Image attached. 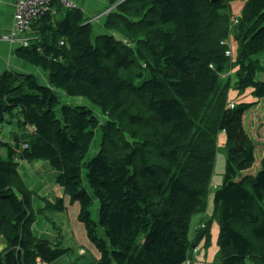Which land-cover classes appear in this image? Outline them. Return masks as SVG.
<instances>
[{
  "label": "trees",
  "instance_id": "trees-1",
  "mask_svg": "<svg viewBox=\"0 0 264 264\" xmlns=\"http://www.w3.org/2000/svg\"><path fill=\"white\" fill-rule=\"evenodd\" d=\"M234 1L126 0L108 18L113 34L97 37L80 11L57 8L32 25L36 34L18 54L47 73L49 85L17 73L0 78V236L6 243L0 264H53L69 252L32 232L31 198L18 165L39 160L56 172L69 204L79 205L77 221L99 253L95 264H196L199 244H211L213 220V264H264V158L245 174L257 162L245 116L264 103V79H258L264 64L257 58L264 53V0H242L236 26L234 90L252 89L255 101L230 108L229 83L220 76L229 64L223 41L230 20L223 12ZM141 35L150 39L148 58L128 46ZM136 64L146 78L136 84L120 77ZM56 90L87 99L108 119L103 125L84 107L60 105ZM14 120L22 133L11 146L1 133ZM97 129L98 154L85 162ZM220 133L224 175L210 191ZM210 195L211 219L189 239L192 217L205 214ZM45 202L44 209L67 210L62 198Z\"/></svg>",
  "mask_w": 264,
  "mask_h": 264
},
{
  "label": "rangeland",
  "instance_id": "rangeland-1",
  "mask_svg": "<svg viewBox=\"0 0 264 264\" xmlns=\"http://www.w3.org/2000/svg\"><path fill=\"white\" fill-rule=\"evenodd\" d=\"M120 1V0H119ZM244 1H234L232 2L228 9L223 12L229 17L230 26L226 39L223 41V45L226 47V51H230L232 57L229 58V64L220 76L223 84L229 83L230 92L227 94L228 106L231 108L233 101L235 99V86L237 83V67H236V55L238 49L237 43V22H239V17L243 16L242 8L244 7ZM243 5V6H242ZM241 15V16H240ZM239 18V19H238ZM97 37V36H96ZM116 39L121 41V38L116 36ZM150 39L141 35L137 42L132 43L130 48H132L139 55H142L145 58L150 57L151 50L148 47L147 43ZM126 43V40H124ZM262 64H264V53L257 57ZM140 65H144V62H140ZM136 64L130 71H122L118 74L121 78L126 81H133L138 84L143 78H146V71L143 70V67ZM143 73V76H137L140 73ZM148 75V74H147ZM259 80L264 79V75L258 76ZM42 78L37 80V83L41 84ZM45 86V85H43ZM237 92V91H236ZM251 89L245 91V95H242L241 101L248 103L254 101V98L250 95ZM56 95L60 101V105H69L71 107H84L85 109L92 112L93 116L104 125L105 121L108 119L107 116L103 115L100 110L91 102L85 98L79 97H69L63 94L61 91L56 90ZM241 96H237L239 99ZM234 102V103H235ZM60 108V106H58ZM118 127L123 128L122 124L119 123ZM245 129L249 136L252 139V142L255 145L256 152V167H259V162L264 158V103H260V107L254 110L247 112L245 116ZM25 129L23 128V131ZM13 131L20 130L16 127V120L9 126L8 124L3 125L1 133V141L3 143L10 144V134ZM224 134H219L217 137L216 145L217 152L215 155V164L213 168V174L211 178L210 191L215 190V186H220L222 184L223 175H224V165H225V152L223 147L225 143ZM101 142V132L97 129L94 133V138L91 144V147L85 158V162L91 160L94 156L98 154L99 145ZM119 142L123 143V138L119 139ZM1 154L3 158H7V150L5 147H1ZM18 172L22 176L27 189V192L30 194V206L29 211L33 215L34 223L32 225V232L37 238L47 239L54 243L58 241L59 247L63 249H69V252L55 261L53 264H95L93 256L98 259V252L95 247L90 243L87 238L85 228L82 224L77 221V216L79 213V205L77 203L70 205L67 203V212H56L49 209H44L45 200L54 202L56 198H63L62 189L56 184L55 176L56 172L53 171L48 163L43 160L35 161L32 163H19ZM85 169H83V181L85 180ZM83 186L91 194V191L84 181ZM209 208L204 215H194L191 220V225L188 231V238H192V229L194 226H198L199 222L202 219H211V199L210 195ZM68 201V197L65 198ZM97 203L94 201L91 208V218L96 221L97 219ZM197 229V228H196ZM211 244L208 248H204L202 245L198 247L199 255L198 257L203 258L206 255L207 264H213L217 255V246L215 239V232H218V224L215 220L211 222ZM103 231L98 230V235L103 237ZM3 239V238H2ZM5 242V241H4ZM97 255V256H96Z\"/></svg>",
  "mask_w": 264,
  "mask_h": 264
},
{
  "label": "crops",
  "instance_id": "crops-1",
  "mask_svg": "<svg viewBox=\"0 0 264 264\" xmlns=\"http://www.w3.org/2000/svg\"><path fill=\"white\" fill-rule=\"evenodd\" d=\"M17 1H19V0H0V78L3 77L7 73H17V74H21V75L23 74V75L32 76L36 80H38V79L40 80L42 78L41 84L48 86L49 83H48L47 73H45L41 68L31 65L30 63L24 61L23 59H21L19 57L18 50L20 49V41L16 40L12 36V34H13V17H14V12H15V4L17 3ZM72 1L78 6L79 11L82 13V15L84 17V21L86 23H89L92 26L95 37L96 36H103V35H107V34H113V32L107 28V21H108L109 16L115 12V8H116V5H117L119 0L115 3H113L112 0H72ZM52 16L53 15H51V17ZM35 34H36V32L31 30V33L28 35V38L31 39L32 36L34 37ZM251 92H252V89H251ZM251 92H250V95H251ZM234 93L236 96L235 99H237V100H236V102L233 101V103L234 102H235V104L244 103V101H241V99H243L242 95H245L244 94L245 92L242 95H239V96H241L239 99L237 98V96H238L237 92L235 91ZM254 101H251V102H254ZM251 102L248 101V103H251ZM24 129L25 130L23 131V133H29L30 129L28 127L24 128ZM21 133H22V131H20V134ZM16 134L20 135L18 133V131H13L10 134V142H11L10 145L11 146H13V139H14L13 137ZM21 147L22 146H20L19 150L21 149ZM255 157H256V152H255ZM19 163H22V162H19ZM23 163H25V162H23ZM254 169H256V164L253 167V169H251L250 171H248L245 174H253ZM21 178H22V176H21ZM22 180H23V178H22ZM23 183L26 187L24 180H23ZM215 187H219V186H215ZM26 189H28V188L26 187ZM63 196H64V194H63ZM210 197L208 200L207 210L209 208ZM65 198H66V196H64L62 199H63L64 205L67 208L66 204L69 203V198H68V201L65 200ZM212 199H213V196H212ZM212 199H211V207H212L211 214H213V212H214ZM45 201H47V200H45ZM47 202H51V201H47ZM51 203H53V202H51ZM207 210H206V212H207ZM67 211H68V208H67L66 212ZM206 212H205V214H206ZM199 223H201V221ZM196 228H197V226L196 227L194 226L192 231L194 232L196 230ZM217 237H218V232H215L216 242H217ZM211 240H212V236H211ZM4 241L5 240L2 239V237L0 236V253L6 248V243ZM200 245L203 246V243L199 244V246ZM198 247L196 249L197 254H193L194 261L196 262V264H207L206 255H204L203 258L198 257V255H199ZM97 257L99 259V253H98ZM93 259H94V262H96L98 260L94 256H93ZM38 264H40V263H38Z\"/></svg>",
  "mask_w": 264,
  "mask_h": 264
},
{
  "label": "built area",
  "instance_id": "built-area-1",
  "mask_svg": "<svg viewBox=\"0 0 264 264\" xmlns=\"http://www.w3.org/2000/svg\"><path fill=\"white\" fill-rule=\"evenodd\" d=\"M126 0H120L117 4ZM57 8L63 11H79L78 6L72 0H19L15 4L13 17V38L20 41L21 47H28L32 25L47 15H55ZM60 44H63L60 42ZM226 56H232L231 49L226 51ZM23 149L24 145H23ZM189 264V262H187Z\"/></svg>",
  "mask_w": 264,
  "mask_h": 264
},
{
  "label": "clouds",
  "instance_id": "clouds-1",
  "mask_svg": "<svg viewBox=\"0 0 264 264\" xmlns=\"http://www.w3.org/2000/svg\"><path fill=\"white\" fill-rule=\"evenodd\" d=\"M231 49V48H230ZM226 53V52H225ZM230 57H232V56H230ZM235 103H233L232 105H231V107H233V105H234ZM24 145V144H23ZM23 145H22V147H21V149L20 150H22L23 149ZM198 227V226H197Z\"/></svg>",
  "mask_w": 264,
  "mask_h": 264
},
{
  "label": "bare ground",
  "instance_id": "bare-ground-1",
  "mask_svg": "<svg viewBox=\"0 0 264 264\" xmlns=\"http://www.w3.org/2000/svg\"><path fill=\"white\" fill-rule=\"evenodd\" d=\"M236 22H237V21H236ZM20 47H21V46H20ZM21 48H23V47H21ZM25 48H26V47H25ZM26 147H27V146H24V148H26ZM196 252H197V251L195 250V254H196Z\"/></svg>",
  "mask_w": 264,
  "mask_h": 264
},
{
  "label": "water",
  "instance_id": "water-1",
  "mask_svg": "<svg viewBox=\"0 0 264 264\" xmlns=\"http://www.w3.org/2000/svg\"><path fill=\"white\" fill-rule=\"evenodd\" d=\"M213 2H215V0H213Z\"/></svg>",
  "mask_w": 264,
  "mask_h": 264
}]
</instances>
